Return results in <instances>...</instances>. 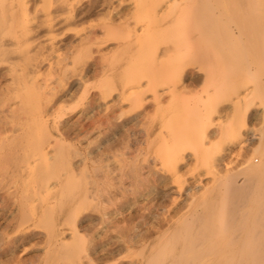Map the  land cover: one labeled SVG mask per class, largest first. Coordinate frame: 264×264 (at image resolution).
<instances>
[{"label":"rangeland","instance_id":"obj_1","mask_svg":"<svg viewBox=\"0 0 264 264\" xmlns=\"http://www.w3.org/2000/svg\"><path fill=\"white\" fill-rule=\"evenodd\" d=\"M9 1L12 2V0L6 2ZM67 1H69L68 5L84 8L89 2L97 3L99 0H65L64 6H68ZM143 2L144 0H106L107 7L98 17L57 35L55 44L57 51L53 52L54 54L48 52V46H51L50 37L54 36L42 35L36 42L42 45V50L45 47L44 52L40 51V53L44 57L50 55V59L39 64L37 74L26 76V73H20L18 70L27 71V67L29 68L32 63L40 62L39 58L35 62L29 60L23 63L11 60L7 63L5 60L12 57L10 55V57L1 56L0 264H43L45 249L50 251L46 237L57 225L50 214L52 213L50 208L53 207L50 205H54V200L49 202L48 206L42 202L43 195L40 194V189L46 185L45 181L49 182L52 197L56 199L63 197L62 204L76 205L74 211L67 213L61 221L62 226L58 232L60 244L73 245L64 250L65 256L72 253L83 256L81 261L70 264H88L86 250L91 255L90 258L97 260L98 264L138 262L140 248L128 252L123 247L127 237L147 233L154 236L156 230L154 231L153 228L159 225L164 227L161 233H166L170 226L167 221H178L192 210L191 207L195 208V204H200L203 187L207 182L204 179L202 182H199V179L194 180L191 173L186 175L187 165L192 164L191 159L194 152L191 151L193 150L185 148V150L188 149L186 153L182 152L183 156L180 154L182 158H185L184 161L186 160L185 167L180 172L183 176L186 175L182 178V183H186L181 191L179 187L181 183L178 182L180 185L175 184L171 175H167L168 169L176 159V145L177 147L180 145L175 142L169 143L166 140V133L162 134L158 131L151 138L152 140L147 139L144 134L151 115L156 114L157 103L153 100V94L149 92L143 101L146 104L139 107L137 102L139 91L137 90H150L149 79L156 78L158 72L152 73L156 65L163 62L158 58L157 48L162 49L167 45H172L176 41L177 36L175 35L180 34L185 28L182 22L171 25L168 30L155 26L149 27L148 18L140 14V6ZM60 4L61 2L57 3L53 0H31L28 7L29 13L16 9L12 31L4 40L10 44L8 48H4L6 53L9 51L14 56L17 52L28 51L34 42H27L26 30L30 29L29 26L34 29L49 11L54 12L55 7ZM136 19L139 23H136ZM129 23L132 25L130 26ZM181 23L183 25L180 26ZM101 24L108 27L100 30ZM91 26L96 30L95 41L87 38L92 33L89 29ZM174 27L178 29L174 30ZM9 31L10 28L7 32ZM141 36V43H139L138 39ZM166 41L168 43L164 45ZM201 42L203 40L196 45L190 42L180 53H171L169 56L172 57V62L176 60L177 62L168 61L169 57V59H163L166 65L169 62L172 63L167 65L172 70L167 72L165 79H173L174 82H179V75H181V72L175 69L183 62L190 63L182 80L185 85H180V89L190 86L188 92L179 94L181 93L179 89L178 92L175 91L176 93L168 96L169 100L168 98L164 100L166 104L170 102L166 105L167 107L179 106L181 101V105L184 102L186 104L185 109L180 110V113L168 112L167 119H170L167 121L173 120L170 123L171 126H177L184 120L186 114H189L195 107L200 108L206 101L208 94L205 91H209V86L205 85V82L207 83L210 77L207 79V73L200 71V68L192 63V52L199 48ZM182 57H185L184 61ZM61 69L65 70L66 78L58 73ZM158 69L164 70L163 68ZM144 76L147 78L142 79ZM194 80L199 81L193 83ZM203 87L205 89H202ZM198 89H201L202 93L205 92L204 95ZM193 95H196V98ZM184 97H188L187 101L191 103L186 102ZM187 105L190 106H188L190 110ZM259 111L260 109L256 111V114ZM205 114L203 115L204 123L205 116H207ZM218 116L219 114L214 115L215 122L219 121L220 116ZM180 117L182 119L179 121ZM249 138L252 140L248 145L257 139L253 135ZM157 139L161 140L157 142ZM147 141L149 145L146 147ZM40 151L49 155L44 158ZM46 168L50 169V173ZM39 172L49 174L44 176V174H38ZM138 174H141L143 179L145 176L146 178L152 176L153 178H150L153 180L152 183L150 185L148 183L138 184ZM113 176L116 177L113 178ZM159 177L162 180L156 181ZM66 180L71 183V189L66 192L63 189L59 191L58 186ZM21 206L34 208L35 211L32 214H26L28 217L25 214L23 216L18 210ZM59 209L61 210V207ZM114 222L116 224L112 226L110 223ZM62 230H67L68 233L63 234ZM108 253L112 254L107 255ZM48 264L57 263L49 262Z\"/></svg>","mask_w":264,"mask_h":264},{"label":"bare ground","instance_id":"obj_2","mask_svg":"<svg viewBox=\"0 0 264 264\" xmlns=\"http://www.w3.org/2000/svg\"><path fill=\"white\" fill-rule=\"evenodd\" d=\"M6 1L8 0H0V58H2L1 56L10 55L12 58L5 60L7 63L11 60L23 63L29 60L35 62L39 58L40 62L36 64L32 63L29 68L27 67V71L18 70L20 73H26V76L37 74L39 64L50 59V55L44 57L40 53V51L44 52L45 47L42 50V45L36 42L42 35L54 36L50 37L51 40L49 42L51 46L48 44L50 47L48 46L49 49H47L48 52H56L57 35L74 26L86 24L92 18L98 17L107 7L106 0H99L97 3L91 1L84 8L82 6L76 8L77 5L75 7L71 4L68 5L69 1H67L68 6H64L65 0H53L57 3L61 2V4L55 7L54 12L49 11L34 29L29 26L30 29L26 30V40L27 42H34L33 46L31 45L28 51L24 53L17 52L13 56V53L9 51L6 53L4 48H8L10 44H7L4 40L12 31V21L15 17L14 11L20 9L22 12H28L31 0H12V2L9 1L11 4H8L9 2ZM140 14H144L148 18L149 27L151 28L155 26L162 30H168V27L180 22L184 24L185 28H183L184 30L180 34L175 35V37L177 36L176 39L174 37L176 41L172 45H167L162 49L160 47L157 48L158 58L163 62H159L156 65L154 73H152L158 72L156 78L149 79L148 87L150 90H137L139 91L137 93L139 107L140 105L143 107L146 104L143 101L149 92L153 94V100L157 103L156 114H150L151 117L147 123L148 125L146 124L147 127L144 130V134L147 139H151L158 131L162 134L166 133V140L169 143L175 142L180 145L179 147L176 145V159L174 158L175 162L168 169L167 175H171L175 184L181 183V186H179L181 191L184 189V184L186 183H182V178L190 173L194 180L199 179V182H202L204 179L207 183L204 184V187L202 186L203 184L201 185L203 187V195L199 200L200 204H195V208H192L193 202V205L190 206L192 210L188 213L183 212L186 214H181L183 216L179 218L180 220L177 218L178 221L176 220V222L167 221L170 226H168L166 233L164 231V233H161L164 227L159 225L157 228L152 227L154 231L156 230L154 236L151 233L145 235L129 234L130 236L124 240L123 247L128 252L135 248H140L138 251V255L140 256L139 261L132 264H264V0H193L191 2L189 0H144L140 6ZM136 23H139L137 19ZM182 23L180 26L183 25ZM107 27V25L101 24L99 28L100 30H105ZM9 28L10 31L7 32ZM89 29L92 33L87 38L95 41L96 37L94 34L96 30L92 26ZM177 29L174 27V30ZM146 30L148 31L149 29ZM176 32L178 33V31ZM140 38L142 36L139 37V41L141 40ZM201 40L203 42L199 44V48L192 52V63L200 68V71L207 73V79L210 77L209 83L207 82L208 84L205 82L207 79L204 81L205 85L209 86V91H205L208 94L207 98H205L206 101L203 102V106H198L200 108L195 107L196 102L195 108L185 115L181 123L178 124L177 122V126H171L172 124L170 125V123L173 120L171 122L170 120L167 121L170 119H167L168 114L180 113L179 111L184 110L186 104L183 101L184 104L181 105V101L179 106L173 105L167 107L166 105L170 102L166 104L164 100L175 91L178 92L180 85H185L182 80L184 79L185 70L190 63L183 62L178 67L180 70L178 68L175 69L177 72H181V75L178 74L180 81L174 82L172 81L173 79H165L167 72L172 70V68L167 66L170 62H167L168 64L166 65V61L163 59H171V53H180L186 48V44L188 45V43L192 42L193 45H196ZM167 43L166 41L164 45ZM184 58L182 57V60ZM170 59L168 61L172 62V59ZM182 60L180 59L179 61L182 62ZM174 62H177V60ZM158 68H163L164 70ZM177 72H175L176 75ZM58 73L66 78L64 69L59 70ZM146 78L147 76L142 77V79ZM197 81L194 80L193 83ZM189 89L190 86L182 87L179 94L188 92ZM202 89H205V87ZM200 90L199 92H201ZM198 95L200 96V94ZM202 95L200 97H203ZM195 96L193 95V97ZM187 98L186 102H190L189 100L187 101ZM258 109L260 111L256 114ZM183 113L186 112L183 111ZM204 114L207 115L205 116V123L203 119ZM215 114H219L220 116H218L219 121L217 122L214 121L215 119L213 120ZM181 117L179 121L182 119ZM254 122L258 123L255 124ZM173 123L175 125V122ZM250 135L255 136L257 139H254L256 141L248 145L249 141L252 140L249 138ZM159 140L161 139H157V142ZM149 142H146V147L149 145ZM185 148L192 149L193 151L191 152H194V155L192 154V164H186L188 171L184 169L187 172L183 176L180 172L185 167L184 163H186V160L184 161L185 158H182L184 155L182 152L188 150H185ZM41 151L40 154L44 158L49 155ZM46 169L50 173V169ZM153 169L155 168L153 167ZM49 173L39 172L38 174L46 176ZM115 177L113 176V178ZM137 177L138 184L145 185L148 183L150 185L153 181L150 179L152 176L150 178H146L145 176V179H143V176L138 174ZM160 179L159 177L156 181ZM45 184L40 189V194L43 195L42 202H45V206H48L49 202L54 200V205H50V207L53 206L50 208L52 212L50 214L55 219L57 225L53 232L46 237L50 251L45 249L43 264H48L49 262L70 264L81 261L83 256L79 254L77 256V254L72 253L65 256L64 250L72 244L67 246L60 244L61 240L58 234L59 228L62 226L61 221L67 216V213L74 211L76 205H72L71 203L62 204L63 197H57V199L52 197L49 182L45 181ZM58 187L59 191L63 189L66 192L71 189V183H69V180L68 182L66 180ZM91 188L93 189L92 186ZM94 195L92 196L94 197ZM94 201L96 200L94 199ZM59 207H61V210ZM18 210L21 215L23 214L24 216L25 214L26 217H28L29 213L32 214L35 211L34 208L26 206H21ZM172 220L175 221V219ZM110 224L115 226L116 222ZM69 231L71 230L69 229ZM61 232L63 234L68 233L67 230H62ZM111 254L108 253L107 255ZM90 256L88 250H86L88 264H96L97 260L95 261Z\"/></svg>","mask_w":264,"mask_h":264}]
</instances>
